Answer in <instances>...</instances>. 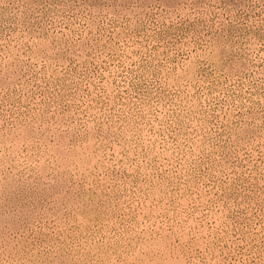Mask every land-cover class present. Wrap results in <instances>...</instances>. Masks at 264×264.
Masks as SVG:
<instances>
[{
	"label": "rangeland",
	"instance_id": "1",
	"mask_svg": "<svg viewBox=\"0 0 264 264\" xmlns=\"http://www.w3.org/2000/svg\"><path fill=\"white\" fill-rule=\"evenodd\" d=\"M0 264H264V0H0Z\"/></svg>",
	"mask_w": 264,
	"mask_h": 264
}]
</instances>
